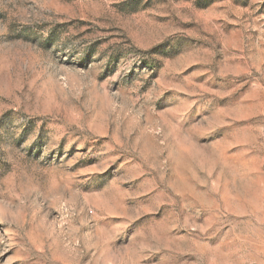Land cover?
I'll use <instances>...</instances> for the list:
<instances>
[{
	"label": "rangeland",
	"instance_id": "374dc122",
	"mask_svg": "<svg viewBox=\"0 0 264 264\" xmlns=\"http://www.w3.org/2000/svg\"><path fill=\"white\" fill-rule=\"evenodd\" d=\"M0 264H264V0H0Z\"/></svg>",
	"mask_w": 264,
	"mask_h": 264
}]
</instances>
